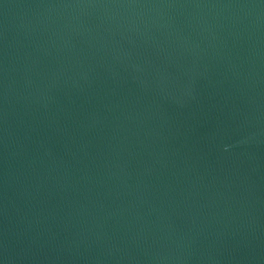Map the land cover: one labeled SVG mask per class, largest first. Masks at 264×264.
I'll return each instance as SVG.
<instances>
[{
    "label": "water",
    "instance_id": "water-1",
    "mask_svg": "<svg viewBox=\"0 0 264 264\" xmlns=\"http://www.w3.org/2000/svg\"><path fill=\"white\" fill-rule=\"evenodd\" d=\"M0 264H264V0H0Z\"/></svg>",
    "mask_w": 264,
    "mask_h": 264
}]
</instances>
